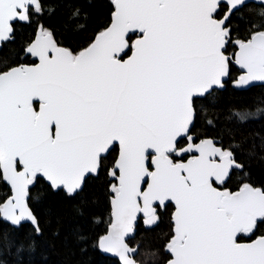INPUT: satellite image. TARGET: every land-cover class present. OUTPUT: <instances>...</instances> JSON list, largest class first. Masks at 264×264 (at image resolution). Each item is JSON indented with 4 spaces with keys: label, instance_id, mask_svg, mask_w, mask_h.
<instances>
[{
    "label": "snow or ice",
    "instance_id": "6c2138e0",
    "mask_svg": "<svg viewBox=\"0 0 264 264\" xmlns=\"http://www.w3.org/2000/svg\"><path fill=\"white\" fill-rule=\"evenodd\" d=\"M113 4L110 25L87 47H65L37 23L24 48L35 62L0 64V180L12 193L0 202V221L17 229L27 222L42 235L31 188L47 181L52 192L77 200L118 152L109 170V228L91 247L137 264L139 245L129 247L126 238H134L138 215L152 227L159 210L174 204L168 264H264V235L238 242L264 226V190L246 182L227 189L237 172L246 175L237 159L242 143L225 148L193 135L201 108L214 103L233 65L244 70L235 86L264 82V11L259 21L245 22L251 0ZM53 11L48 0H0V53L15 41L18 25ZM79 17L77 8L69 20L83 27ZM237 20L246 23V35L238 34ZM234 115L245 122L252 114ZM85 209L82 202L75 211L86 218ZM34 236L0 232V249L32 252ZM77 239L89 241L80 229Z\"/></svg>",
    "mask_w": 264,
    "mask_h": 264
},
{
    "label": "trees",
    "instance_id": "16d2710c",
    "mask_svg": "<svg viewBox=\"0 0 264 264\" xmlns=\"http://www.w3.org/2000/svg\"><path fill=\"white\" fill-rule=\"evenodd\" d=\"M54 9L34 20L31 26L18 25L15 30V41L0 53V64L7 61L11 64H32L34 58L27 56L24 48L36 35L37 23L43 24L53 32L54 37L63 46L74 51L87 47L112 21L113 0H48ZM80 10L79 24L70 21L74 9ZM264 7L250 4L242 13L245 22L259 21ZM240 29L239 35H246V23L234 22ZM235 51L230 47L229 54ZM241 72L233 65L231 77L223 91H217L212 105L205 104L200 110V117L195 122L194 139H214L225 148L234 142L242 143L244 151L237 154V159L244 164L246 175L237 172L227 182L229 191H238L242 182L250 183L264 190V86L241 89L235 86ZM260 109L261 111H258ZM249 112L252 115L245 122H239L234 113ZM213 119L209 125L207 119ZM255 145V148L253 146ZM254 151V155H249ZM118 152H113L105 161V169L98 176L87 181L81 198L72 200L61 193L52 192L46 181L31 188L30 207L44 225V232L34 236L32 225L23 224L15 228L7 222L0 221V232L10 238L34 236L35 250L17 254L14 247L0 249V264H120L116 259L102 255L98 248L91 247L92 241L106 234L111 219L110 184L115 183L109 170ZM40 194V200L35 196ZM11 195L10 188L0 180V202ZM86 202L87 217L77 215L75 209ZM173 205L159 210L161 217L157 225L147 227L143 219L136 223V234L128 241L132 248H138L136 260L139 264H166L171 258L165 245L173 235ZM94 219L98 223H94ZM77 229L89 237L87 244L77 239ZM54 233H58L54 234ZM264 234V226L253 236H246L240 242L255 240ZM86 248L87 250H82ZM152 253H155L153 256Z\"/></svg>",
    "mask_w": 264,
    "mask_h": 264
},
{
    "label": "water",
    "instance_id": "95a60500",
    "mask_svg": "<svg viewBox=\"0 0 264 264\" xmlns=\"http://www.w3.org/2000/svg\"><path fill=\"white\" fill-rule=\"evenodd\" d=\"M251 4H256V5H259V6H261V0H251ZM27 56H29V55H27ZM236 66V68L241 72V74H243V72H244V70H242V69H239V66L238 65H235ZM228 80H229V78H226V83L228 82ZM226 83H225V86H224V88L223 89H219V91H223V90H225V88H226ZM258 86H264V82H260V81H255V82H252L250 85H248V86H246V87H243V88H241V87H238V88H241V89H250V88H253V87H258ZM118 155V154H117ZM4 182V181H3ZM47 182V181H46ZM9 188H10V186L6 183V182H4ZM261 189V188H260ZM12 194V193H11ZM173 207H174V204H173ZM112 210V209H111ZM174 211H175V207H174ZM174 213V212H173ZM172 218H173V215H172ZM142 219V214L141 215H138V217H137V222L138 221H140ZM173 220V219H172ZM136 222V223H137ZM10 224V223H9ZM24 224H30V223H24ZM31 225V224H30ZM108 231V230H107ZM135 234H136V229H135V233L133 234L134 236H135ZM132 238H126V243H128V241L129 240H131ZM238 242H240L239 240H238ZM252 241H249V242H240V243H251ZM129 247H131L130 245H129ZM132 248V247H131ZM100 250V249H99ZM100 252L102 253V255H104V256H106V257H109V258H112V259H116L119 263H120V261H119V258L118 257H115V256H113L112 254H108V253H104V252H102L101 250H100ZM137 252H138V250H137ZM136 257H137V255L134 257V259H135V261L137 262V260H136ZM137 264H139L138 262H137ZM166 264H168V262L166 263Z\"/></svg>",
    "mask_w": 264,
    "mask_h": 264
},
{
    "label": "flooded vegetation",
    "instance_id": "af4514ba",
    "mask_svg": "<svg viewBox=\"0 0 264 264\" xmlns=\"http://www.w3.org/2000/svg\"><path fill=\"white\" fill-rule=\"evenodd\" d=\"M264 235V234H263Z\"/></svg>",
    "mask_w": 264,
    "mask_h": 264
}]
</instances>
